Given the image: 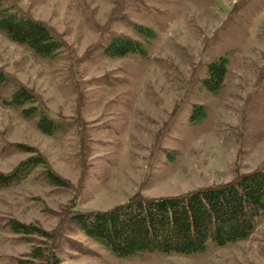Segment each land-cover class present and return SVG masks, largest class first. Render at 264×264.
<instances>
[{
  "label": "rangeland",
  "instance_id": "1",
  "mask_svg": "<svg viewBox=\"0 0 264 264\" xmlns=\"http://www.w3.org/2000/svg\"><path fill=\"white\" fill-rule=\"evenodd\" d=\"M4 7L41 21L60 47L39 58L0 32V174L38 163L0 187V264H264V216L223 247L127 258L74 222L264 169V0H0ZM113 36L146 53L106 57ZM219 56L228 64L212 94L201 79ZM18 88L61 130L41 133L35 118L6 106ZM194 106L205 108L199 123L189 120ZM10 221L31 232L14 233Z\"/></svg>",
  "mask_w": 264,
  "mask_h": 264
},
{
  "label": "trees",
  "instance_id": "2",
  "mask_svg": "<svg viewBox=\"0 0 264 264\" xmlns=\"http://www.w3.org/2000/svg\"><path fill=\"white\" fill-rule=\"evenodd\" d=\"M134 29L146 40L153 37L150 28L135 26ZM0 32L12 42L25 45L39 58H53L60 47V42L41 21L15 14L7 7L0 8ZM103 47V54L108 58L146 53L140 41L125 36H113ZM227 64L225 56L207 64L201 80L209 93L219 92ZM5 82L6 78L0 73V86ZM4 103L20 108L24 119L35 118L41 133L51 135L62 128V124L38 110L33 95L26 89H15ZM189 116L191 123H199L206 116L205 108L194 106ZM37 164L26 161L9 175L0 174V187L21 180ZM262 216L264 169H256L233 182L185 195L148 200L133 198L109 210L76 216L74 222L90 241L101 244L114 258H127L153 252L187 256L203 252L208 243L217 247L236 243L253 232ZM8 226L14 233L31 232L30 226L15 221H10Z\"/></svg>",
  "mask_w": 264,
  "mask_h": 264
}]
</instances>
